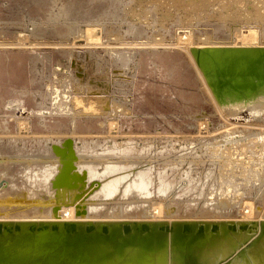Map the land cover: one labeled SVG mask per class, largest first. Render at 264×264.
<instances>
[{"label": "rangeland", "instance_id": "obj_1", "mask_svg": "<svg viewBox=\"0 0 264 264\" xmlns=\"http://www.w3.org/2000/svg\"><path fill=\"white\" fill-rule=\"evenodd\" d=\"M215 44L264 46V0H0V218L260 219L264 102L218 104Z\"/></svg>", "mask_w": 264, "mask_h": 264}, {"label": "bare ground", "instance_id": "obj_2", "mask_svg": "<svg viewBox=\"0 0 264 264\" xmlns=\"http://www.w3.org/2000/svg\"><path fill=\"white\" fill-rule=\"evenodd\" d=\"M196 52L213 98L220 106L242 107L254 101L264 102V46L215 44ZM55 150L68 156L74 154L72 148L68 151L55 147ZM132 150L131 146L120 149L128 155ZM64 162L69 164L68 160ZM159 171L162 174L163 170ZM149 172L139 184L151 183L156 177L161 190L173 185V181H165L163 174L161 177L158 172L156 176L153 170ZM57 180L55 177L53 183ZM188 183L191 185L190 179ZM62 186L58 190L61 193L70 189ZM70 220H75V229L66 222ZM29 223L41 226L31 227ZM248 241V249L242 250L240 247ZM234 255L231 264H264V208L258 220L0 218V264H226Z\"/></svg>", "mask_w": 264, "mask_h": 264}]
</instances>
